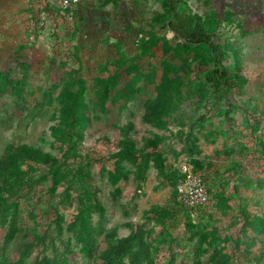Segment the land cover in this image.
Here are the masks:
<instances>
[{
  "label": "rangeland",
  "instance_id": "1",
  "mask_svg": "<svg viewBox=\"0 0 264 264\" xmlns=\"http://www.w3.org/2000/svg\"><path fill=\"white\" fill-rule=\"evenodd\" d=\"M186 1L206 23L214 17L221 22L227 13L235 20L222 23L216 34L229 46L222 65L232 80L237 73L246 79L242 89L232 90L230 101L236 110L231 120L223 110L220 114L209 111L211 100L201 104L194 96L191 88L198 75L204 76L218 65L205 47L190 52L180 47V41L165 25L168 13L163 0H129L126 4L121 0H85L81 7L68 8L69 15L48 10L50 3L45 6L44 0H0V73L25 84L19 103L9 96L0 98V157L10 144H27L61 157L63 146L53 137V129L61 121L60 96L71 71L80 70L90 88L84 98L88 121L77 157L70 163L78 162V155L92 160L89 171L95 199L106 209L105 226H118V237L130 234L129 223L144 224L147 231L153 229L149 242L157 249V264H194L196 257L201 264H215L207 245L197 249L198 238H193L187 227L191 218L203 232L217 230L219 248L231 264H264V237L245 230L240 215L244 204L251 214L264 218V149L257 144V140L264 143V0ZM21 46L26 48L18 51ZM170 65L181 66L186 72L181 74L190 79L183 89L186 99L177 121L172 122L169 132L157 131L145 121L146 105L157 98L159 87L173 68ZM109 83L112 93L102 104L95 92L101 93ZM202 116L207 121L196 131L201 154L194 157L202 167L194 170L205 177L209 189L220 194L204 217L175 204L174 188L159 175L153 162L143 182L138 183L130 165H126L132 172L127 181L117 185L111 182L113 156L126 147L128 137L141 146L144 138H153L152 132L168 137L170 132H188V124ZM175 141L169 140L168 145L177 152L166 156L165 170L183 174L193 166L194 158L184 156ZM45 195L48 197L47 191ZM77 196L69 195L66 185L58 187L53 196V206L64 217V241L73 237L67 228L78 209ZM47 197L43 206H47ZM226 204L229 207L223 213ZM154 207L163 214H174V218L159 224L158 213L147 220L145 212ZM46 210L47 216L39 209L32 216L25 203L22 205L20 225L28 241L32 242V229L43 236L49 231L48 223L57 219L53 209ZM93 222L101 223L98 213L93 214ZM53 228L55 225L50 230ZM4 237L5 230L0 229V246ZM240 239L251 245L250 254L246 244L236 246ZM98 240L96 255L107 246L105 235ZM53 243L63 248L57 235ZM53 243L48 237L46 245ZM17 248L18 242L8 247L7 254L14 263L20 259ZM43 249L36 246L28 263L32 264ZM74 251L70 264H94V260L83 257L80 247Z\"/></svg>",
  "mask_w": 264,
  "mask_h": 264
},
{
  "label": "trees",
  "instance_id": "2",
  "mask_svg": "<svg viewBox=\"0 0 264 264\" xmlns=\"http://www.w3.org/2000/svg\"><path fill=\"white\" fill-rule=\"evenodd\" d=\"M162 6L168 13L164 20L165 25L173 37L180 41V47L185 52H190L195 47H205L208 54L214 58L215 64L219 66L204 76L198 75V81L193 83L191 88L194 96L199 98L201 104L211 100L212 106L209 111L215 110L217 114H220L223 110L231 120L230 115L236 110L230 101L232 90L234 88L242 89L246 79L237 73L232 80L229 72L222 65L227 48H229L228 43L219 41L216 34L222 23L229 21L228 23L232 24L235 21L233 15L227 13L221 22L215 21L214 17V21L206 23L202 16L191 11L186 0H163ZM77 7H81V5ZM46 8L57 14L61 12L70 14L67 9L56 8L52 4H48ZM23 48L26 47L21 46L18 51H22ZM170 68H172L171 71L159 87L157 98L146 105L145 121L153 130L157 131L169 132L168 128L173 121H177L178 114L185 104L186 96L183 89L186 88V80L190 78L181 74L186 73L181 66L170 65ZM237 69L240 72L239 62H237ZM172 72H174V77H171ZM82 75L80 70H72L61 92V121L53 129L55 142L63 146L61 157L27 144H10L3 156L0 157V229L5 230L4 241L0 246V264H29L28 258L31 257L36 246H42L44 249L32 264H70V257L75 253L74 249L79 247L83 257L94 260V264H157L155 257L157 249L149 242L154 234L153 229L147 231L144 224L129 223L126 224V227L130 230V234L127 237H118L119 227L108 229L105 226L108 224L106 209L95 199L96 188L89 171L92 160L84 159L78 155L79 161L74 164L70 163L73 158L77 157V151L82 144L88 121L85 114L84 98L90 88ZM24 86L23 82L11 81L7 75L0 73V98L9 96L19 103L24 96ZM111 93L112 84L110 83L105 84L101 93L95 92L102 104L107 101ZM247 107H251L250 102H247ZM249 112L250 110H246L245 113ZM206 121L207 117L202 116L196 119L193 124H188V132L183 130L177 134L170 132V137L152 132L153 138H144L141 146L128 137L126 147L113 156L115 169L110 175L111 182L117 185L120 181L125 182L130 178L132 172L127 169L126 165L134 167L135 178L138 183L143 182L147 179L153 162L159 175L174 188L175 204L192 213L180 205L177 200V186L184 175L173 169L165 170V158L167 155L177 152L171 145H168L171 139H176L174 143L181 145V152L184 156L191 159L199 156L201 150L196 131ZM257 144L264 149L262 140H257ZM192 165L195 170L202 167L200 161L195 158L192 160ZM61 185L67 186L69 195H78V209L67 228L73 237L67 241L62 240L64 217L60 214L59 209L52 204L53 196ZM45 191H47L48 197L45 195ZM117 193H120L119 189ZM209 194L211 196L210 204L214 203L213 199H220L219 193L209 191ZM46 197L47 206H43V199ZM24 203L32 216L35 215L37 209L43 214L48 213L47 207L53 209L57 214V219L48 223L49 231L45 232L43 236L38 233L37 229L31 230L32 242L28 241V234L20 225ZM228 207V204L223 207V213H226ZM158 211L160 208L156 207L147 210L145 218L148 220L150 215L159 213L160 221L157 220L159 224H164L167 219L174 218L172 213L163 214ZM207 212V210H199L203 217L208 214ZM94 213H98L100 217L99 225H95L93 222ZM240 213L244 220L245 230L250 229L255 236L264 237V218L251 214L245 209L244 204L240 206ZM188 220L189 231L193 238H198L197 249L207 245L211 249L215 264H231L228 256L219 248L217 230L203 232L193 224L191 218ZM54 225L55 228L50 230ZM56 235L63 246L62 249L53 243ZM100 235H105L107 246L105 250L96 255ZM48 237L53 243L51 246L46 245ZM14 242H18L17 249L20 254L17 263L12 262L7 254L8 247ZM241 244L240 240L236 246L241 247ZM250 247L251 245L246 244L248 254H250ZM49 249L51 250L50 255L47 254ZM168 264H174V262ZM194 264H201L197 257Z\"/></svg>",
  "mask_w": 264,
  "mask_h": 264
},
{
  "label": "built area",
  "instance_id": "3",
  "mask_svg": "<svg viewBox=\"0 0 264 264\" xmlns=\"http://www.w3.org/2000/svg\"><path fill=\"white\" fill-rule=\"evenodd\" d=\"M85 0H44L45 6L57 4L61 9L77 7ZM125 4L129 0H121ZM183 179L177 186V200L184 208L192 213H197L199 210H207L211 202V197L207 184L200 173L195 172L193 166L186 168L183 172ZM199 214V213H198Z\"/></svg>",
  "mask_w": 264,
  "mask_h": 264
},
{
  "label": "crops",
  "instance_id": "4",
  "mask_svg": "<svg viewBox=\"0 0 264 264\" xmlns=\"http://www.w3.org/2000/svg\"><path fill=\"white\" fill-rule=\"evenodd\" d=\"M168 30H169V29H168ZM169 31H170V30H169ZM170 33H171V32H170ZM201 175H202V174H201ZM202 176H203V175H202ZM203 178H204V180H205V177H204V176H203ZM205 182H206V184H207V181H206V180H205ZM207 187H208V185H207ZM208 190L214 192L213 190L209 189V187H208ZM210 197H211V196H210ZM213 201H214V200H213ZM212 204H213V203H212ZM212 204H210V205L208 206V209L211 208ZM208 209H207V211H208ZM240 240H241V239H240ZM240 240H237V241H236V244H237ZM241 242H242L244 245L247 243L246 241L243 242V240H241ZM241 246H242V244H241Z\"/></svg>",
  "mask_w": 264,
  "mask_h": 264
}]
</instances>
